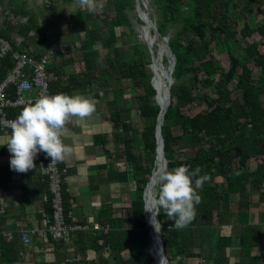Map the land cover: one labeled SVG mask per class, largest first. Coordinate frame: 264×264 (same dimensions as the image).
Masks as SVG:
<instances>
[{
  "label": "trees",
  "instance_id": "trees-1",
  "mask_svg": "<svg viewBox=\"0 0 264 264\" xmlns=\"http://www.w3.org/2000/svg\"><path fill=\"white\" fill-rule=\"evenodd\" d=\"M118 1L106 2L114 15L112 22L105 21L108 36L103 37L97 29L88 30L86 38L80 41L82 60L91 66L89 72L76 77L68 75V85L58 90L52 88L54 91L70 92L71 87L75 85L81 92H86L87 87L91 91L93 84L98 89L108 87L107 91L112 92V97L106 99L109 122L114 129V140L121 145L122 150L118 154L120 163L127 167L126 171L119 175V181L127 182V174L132 176L129 184L134 197L128 202L129 217L105 219L107 215H104L108 230L78 233L75 250L77 254L85 255V259L80 261L82 264H96L93 259H86L87 252L96 254L100 264H108V261L117 259V256L125 251H129V256L118 259L121 264H156L148 251L150 238L143 219L142 196L150 182L156 160L155 125L159 107L151 100L155 89L150 80V56L141 54L138 58L128 60L120 47L125 43L129 49L128 37H114L113 29L117 23L122 24L120 20L124 14V5ZM146 1L150 9L154 10L153 14L148 13V17L154 22L160 37L167 36L168 25L179 24L173 37L167 40L175 64L171 72L174 82L170 86L169 105L163 113L160 130L166 168L171 170L188 165L192 170L199 166L200 175L206 177L201 188L197 189L202 202L196 206V217L187 227L177 229L173 226L174 221L170 220L165 225L163 221L167 217L162 209L159 210V215H156L165 254L167 246L175 248L178 252L192 248L193 229H201L214 223L215 214L208 209V199L215 200L219 205H227L234 190L237 193L245 191V183L250 175L247 161L254 159L264 166V79L261 75L254 78L252 69L244 59L247 58L252 68L264 72V19L258 20L253 15L264 6V0ZM13 2L10 1L12 5ZM24 5L25 1H22L18 7L13 6L10 14L25 17V22L17 26H14L13 20L9 23L0 22V37L9 40L8 34L13 29L14 33L22 38V45L26 46L24 40L39 24L35 15L26 11ZM236 12L243 20L239 29L236 28V19L232 15ZM99 16V12L91 14L78 7L74 12L78 32H86L85 23L88 21L98 25ZM186 33L190 34V38L185 45L181 42V36ZM254 34H258L260 38L253 40ZM238 39H250V42L243 47L241 54L234 55L231 52L232 43L239 44ZM98 42L101 48L107 50L104 57L100 56L96 48ZM10 43L14 49H18L11 41ZM211 44L217 52L224 50L227 53L229 66L226 70H218L215 67L210 51ZM260 46L262 50H259ZM182 50L183 54L180 56ZM153 54L155 55L154 51ZM12 65L9 56L1 60L0 82ZM60 66V63L58 66L54 64L50 70L61 76L64 71ZM126 79L129 80L128 94L141 101L136 107L138 116L144 122L140 130L133 125L129 116L124 115L131 108L130 101L125 102L123 96V81ZM201 88L213 89V96L209 92L199 94ZM107 91L104 92L105 95L108 94ZM12 93L13 88L10 89V95ZM92 96L98 97V91L92 92ZM234 96L237 99H234ZM122 101L127 107L120 104ZM195 101L203 102L206 109L189 115L184 110ZM20 111L14 109L9 115H18ZM179 141L189 145L191 155L179 156L176 151ZM100 143H103V140ZM140 144L143 145L144 157L136 154ZM218 176L221 178L220 183L216 182ZM63 198L67 214L68 201L64 195ZM46 211H50V205ZM221 241L223 238L218 240V249L223 246ZM133 243H138L139 248L130 251ZM104 250H108L109 255L103 260L100 254ZM185 256L189 257L190 253ZM13 261V256L8 255L0 243V264H12ZM167 261L171 264L169 259ZM214 264H219L216 258Z\"/></svg>",
  "mask_w": 264,
  "mask_h": 264
},
{
  "label": "crops",
  "instance_id": "crops-1",
  "mask_svg": "<svg viewBox=\"0 0 264 264\" xmlns=\"http://www.w3.org/2000/svg\"><path fill=\"white\" fill-rule=\"evenodd\" d=\"M38 9L39 7L36 10ZM32 10V7L27 6L26 11L37 18V11L33 13ZM10 12H4L3 16L0 14V22L12 21L11 18L9 20ZM71 26L70 24L71 29H77L75 17L73 28ZM3 28L7 30L6 27ZM8 35L9 41L18 49L25 48L21 43L22 38L15 34L13 29ZM33 35L34 33L30 32L24 40L26 46L33 48L37 54L49 47L46 43L43 44L41 39L39 41L37 35ZM66 41L59 44V41L55 40L52 43L56 56L48 64V71L55 76L51 89L55 87V90H58L68 85V75L76 77L89 72L88 67H91L82 60L81 52L78 58L83 61L80 63L81 68L77 62L74 65L73 57L64 59L60 46L66 44L69 51L71 43ZM59 63L61 70L64 71L61 76L50 70L52 65L58 66ZM89 90L87 87L86 92H81L75 85L70 89L71 95H84L97 106L91 118L79 123L74 119L67 125L68 132L63 141L72 148V152L59 163L68 167L62 188L63 195L68 201L67 208L72 216L81 224L96 223L104 228L108 227L104 221L108 217L120 219L129 217L128 202L133 194L129 183L132 176L127 174V182L119 181L121 179L119 175L127 169L120 163L118 157V152L122 150L121 145L114 140V129L109 122L106 104L105 106L102 104L104 108L98 107L101 103L97 104L95 101H98L99 96L96 98L92 96L94 92L92 86L91 91ZM8 133L10 132H0V137ZM102 140L103 143H100ZM118 143L120 148L117 149L115 145ZM10 155L6 145L0 147V243L3 249L8 255L13 256L12 264H72L70 261L72 255L77 256L75 245L78 234L72 236L68 243L51 241L49 238L42 241L34 240L29 245L20 242L21 230L43 228L41 214L50 205L48 186L39 172L45 154L41 152L35 157L36 167L27 173H17L10 169ZM247 162L250 175L245 183V191L237 193L234 190L227 205H219L215 200L208 199V209L215 214L214 223L201 229H193V235L198 232L201 239V250L198 251L201 255L209 252V240L214 234L216 252L212 256V264L215 258L219 264H264V166L259 165L254 159ZM216 182H221L219 176ZM104 215H107L105 219ZM219 238H223L221 241L223 246L219 247L220 249L217 246ZM104 251L108 252V257L109 251ZM90 254L86 253L89 260L97 257L96 254H92L93 256Z\"/></svg>",
  "mask_w": 264,
  "mask_h": 264
},
{
  "label": "rangeland",
  "instance_id": "rangeland-1",
  "mask_svg": "<svg viewBox=\"0 0 264 264\" xmlns=\"http://www.w3.org/2000/svg\"><path fill=\"white\" fill-rule=\"evenodd\" d=\"M10 1L11 0H0V7H2L0 9V14L2 16L4 15V12H7V13L10 12L13 9V6L18 7L22 1H25V5H24L25 9L27 8V6H29V7L33 8V10H32V11H34L33 13H35L37 11L36 20H37L38 24L40 25V27L38 28V30H34V32H33L34 35H37V37H38L37 39L38 40L41 39L43 44L46 43V45L49 46L48 48H53V49H54V47L52 46V43L55 40L57 42L59 41V44L66 43L67 42L66 40H68V42L71 43L69 45V51L66 49V46H65L66 44H63L62 46H60L61 51H62L61 55L64 57V59H67L69 56L71 58L73 57L74 58V65L76 62L79 63V68L82 67L80 63H83V61L78 60V58H80V56H79L80 55L79 42L86 38L87 31L97 29L100 31V34L103 37L108 36L109 31H108L107 26L105 25V21H107V22L111 21L112 22L114 20L113 19L114 15L109 10L107 3H106L108 0L107 1L102 0V2L104 3V8L101 11H99L100 16H99L98 25L94 24V22H92V21L86 22L85 23V27H86L85 31L86 32H78L77 29L73 28L74 12L79 7L76 0L69 2V4H67L68 2L62 3V2H60V0H13L14 1L13 5L10 3ZM184 1H186V0H183V2ZM119 2L122 5H124V12H123L124 14H123V19L120 20L122 22V24L117 23L113 29L114 37H117V36H121V37L127 36L128 37L129 46H130L129 49L127 48V44H125V43L120 46L122 48V50L125 52L128 60H133L135 58H138L141 54H146V55L150 56V59H151L150 80H151L153 87L155 88V92L157 93L158 90H156V88H157L156 84H158L160 81L167 84L168 76H169L168 68H169V65L172 64L173 59L171 57V54L169 52L168 47L164 43V40L162 39V37L157 35L153 30V29H156V27H155L154 22L149 19L148 13L153 14L154 10L150 9L148 2L146 0H119L118 3ZM36 5H37V7H36ZM38 7H39V9L36 10ZM186 12H188V10H186ZM232 15H234V18L236 19V28L239 29L243 24L242 16L240 14H238L237 12L233 13ZM253 15H255V17L258 20L264 19V6L261 7L257 13H253ZM5 18H6V16H5ZM10 18H11V20H13L12 22L15 23V26H17L21 22H24L23 19H26L25 17H22L20 15H16V16H12V17L10 15L9 20H10ZM68 20H70V21H68ZM70 24L72 25L71 27L73 29L70 28ZM178 28H179V24H176L173 26L168 25L167 26V36L163 37V38L168 40V38L173 37L174 33L176 32V30ZM189 38H190V34L186 33L185 35L181 36V42L186 45ZM259 38L260 37L258 34H254L252 36L253 40H258ZM123 41L125 42L126 38L123 39ZM238 41H239V44L238 43H232L231 52L234 55L241 54L243 47L246 46L250 42V39H238ZM23 47H27V46H23ZM96 48L99 50L101 57H104L107 54V50L101 48L99 42L97 43ZM262 49L263 48L260 46L259 50H262ZM153 51L155 52V55L153 54ZM210 51H211V54L213 56V62H214L215 67L218 70H220V69L226 70L229 66V59H228L227 53L224 50L217 52V50H215V48L212 44L210 45ZM182 54H183V50L180 52V56H182ZM173 57H174V55H173ZM244 59L246 60L248 67L250 69H252L254 78H256L258 75H261V77L264 79V72H261L258 68H252V66L249 63V61L247 60V58L245 57ZM167 63H169V65H167ZM174 63H175V59H174ZM167 66H168V68H167ZM89 68L90 67H88V69ZM85 69H87V68L85 67ZM172 69H173V66L171 68V72L173 71ZM173 82H174L173 80L170 81V86L173 84ZM123 83H124L123 87L125 90L123 93V96H124L125 102H127L129 100L130 104H131V108L124 115L129 116L133 120V125L140 130V128L143 127L144 122L138 116L136 107L141 101L137 97L133 98L131 95L128 94L129 93V89H128L129 80L126 79L123 81ZM230 88H231V86H230ZM107 90H108V87H106V86L98 89L97 86H95V84H93V91H98V96H99V98L97 99L98 101H95V102L97 104H98V102L101 103V105L98 104V107L100 106L101 108H104V106L106 104V99L107 98L110 99L112 97V92L107 91ZM105 91H107L108 94L105 95L104 94ZM199 91H200L199 94H201V93L204 94V93L209 92L213 96V93H212L213 89L201 88V89H199ZM155 96L156 95H154L151 98L153 103L158 102L156 100L157 98L155 99ZM23 97L24 98L28 97V94L23 93ZM262 98H263V96H262ZM234 99H237V98L234 96ZM120 104L123 107L126 106V105H123L124 101H122V103L120 102ZM163 105L164 104L159 103V106H163ZM205 109H206V105L203 102L195 101L191 105L187 106V108L184 111H186L189 115H193V114H195L199 111H203ZM163 113H164V111H163ZM142 146H143L142 144L139 145V148L136 151V154L144 157ZM115 147H117V149L120 148L119 143H118V145H115ZM188 148H190L189 145L185 144L182 141H179L177 148H176V151L179 154V156L191 155L192 151L189 150ZM118 154H119V152H118ZM160 159H161L160 158V151L158 149V157H157V160L155 162L154 169H155V166ZM162 165H163V163H162ZM154 169H153V172H154ZM153 172L151 174L150 182L146 186L145 194H146V190L149 188V186L152 183ZM132 188L133 189L135 188L134 185H132ZM156 190H157V188H156ZM156 190H155V194H156ZM132 192H133V190H132ZM133 197H134V194H132V198ZM145 202H146V200H145ZM154 215H155V213H154ZM167 221H168V219L166 218V219H164L163 223H165V225H167L166 224ZM157 229H158V227H157ZM159 230H160V225H159ZM213 237H214V234H212V236L210 237V240H209V246H210L211 250H210V248H208L209 252L206 253L205 255L204 254L201 255L200 253H198V251L200 252V250H201L200 249L201 239L198 236V232H195L194 235L191 237V241L193 243V246L190 249L178 252V251H176L175 248L167 246L165 248L166 253L165 254L163 253V255L166 259L165 263L161 261V257H160V260L157 258L158 249H157L156 253L151 249V240H150V244L148 247V251L153 256L156 264H169L167 259L170 260L171 264H212V256L216 252ZM196 245H198V246H196ZM138 248H139L138 243H133L130 246V251L136 250ZM192 251L197 252V253H193ZM189 253H190L189 257L185 256V254H189ZM107 254H108V252H106V251L101 252V258L104 260L105 258H107ZM90 255L93 256L92 254H90ZM72 256L74 259L71 258L70 261L71 262L77 261L76 264H82V263H80V261H83L85 259V255H82V254H77L76 257H74V254ZM128 256H129V251H125V252L121 253L120 255H118L117 259L108 261V264H121L120 262H118V259H125ZM86 259H87V257H86ZM87 260H89V259H87ZM93 260H94V262H96V264H100V262H99L100 259L98 257L95 256V258Z\"/></svg>",
  "mask_w": 264,
  "mask_h": 264
},
{
  "label": "clouds",
  "instance_id": "clouds-1",
  "mask_svg": "<svg viewBox=\"0 0 264 264\" xmlns=\"http://www.w3.org/2000/svg\"><path fill=\"white\" fill-rule=\"evenodd\" d=\"M79 7L91 14L104 8L102 0H76ZM22 90H30L32 85L23 81ZM96 110L95 103L88 97L75 94L41 95L34 101L27 100L19 115L6 126L10 133L0 137V147L6 145L10 155L9 167L17 173H27L34 169L35 157L43 152L51 158V163L63 162L72 152L63 137L68 132L67 125L75 119L77 123L89 119ZM197 166L181 165L168 170L157 169L155 183L158 185L153 199V215L160 209L177 229L187 227L196 217V206L202 200L197 189L206 180Z\"/></svg>",
  "mask_w": 264,
  "mask_h": 264
},
{
  "label": "built area",
  "instance_id": "built-area-1",
  "mask_svg": "<svg viewBox=\"0 0 264 264\" xmlns=\"http://www.w3.org/2000/svg\"><path fill=\"white\" fill-rule=\"evenodd\" d=\"M23 21L25 22V19ZM5 56L11 58L13 65L0 82V132H10L6 123L14 120L20 112L18 115L10 116L9 111L22 109L27 100L34 101L45 94L64 93L71 96L70 92L51 89L55 76L47 70V65L56 56L53 48H46L37 54L33 48L28 46L23 49H14L9 40L0 37V62ZM23 81L32 85L30 90L21 89L20 85ZM11 88H13L12 95H10ZM23 93L29 96L24 98ZM67 169L66 165H60L59 162L51 163V158L45 155L39 172L48 186L50 211H43L41 214L43 228L32 227L20 231L19 237L22 244L29 245L34 240L42 241L46 238L51 241L68 243L72 236L81 232L92 230L106 232L108 230V227L102 228L96 223L91 225L79 223L70 210L67 214L65 213L62 184L65 181Z\"/></svg>",
  "mask_w": 264,
  "mask_h": 264
},
{
  "label": "bare ground",
  "instance_id": "bare-ground-1",
  "mask_svg": "<svg viewBox=\"0 0 264 264\" xmlns=\"http://www.w3.org/2000/svg\"><path fill=\"white\" fill-rule=\"evenodd\" d=\"M173 67H174V59H173ZM167 84L162 82V81H160L158 84H156V87L158 88V94H156V96H155L157 98L156 100L158 101V104L159 103L164 104L163 106H160L161 114L163 113V111H165V109L167 107V101H166V99H167ZM158 140H159V138H158ZM158 149L160 151V158L161 159L156 164L154 172L152 171L153 172L152 183L149 186V188L146 190V194H144V198L146 200V202H145V217H146V222H148V224H149L148 227L149 226L151 227V228L149 227V229L152 231L151 232V249L155 253L157 252V249H158L157 237L159 238V235H158L159 232H158L157 226L155 225V221H154L155 215H153V211H151L154 207L153 199L155 197V189L158 186L155 183V175H156L157 169H159L161 167H165V163H166V160H165L163 154H161V145L159 144V142H158L157 150L155 153L156 154V160L158 157ZM156 160H155V162H156ZM162 163H163V165H162ZM154 165H155V163H154ZM145 189H146V187H145ZM155 218H156V216H155ZM157 258L160 260L159 249H158Z\"/></svg>",
  "mask_w": 264,
  "mask_h": 264
},
{
  "label": "water",
  "instance_id": "water-1",
  "mask_svg": "<svg viewBox=\"0 0 264 264\" xmlns=\"http://www.w3.org/2000/svg\"><path fill=\"white\" fill-rule=\"evenodd\" d=\"M153 30H154V32L157 35H159L157 33L156 29H153ZM162 39L164 40L165 45L168 47L167 40L165 38H162ZM168 49H169V47H168ZM169 52L171 54L172 59H174L173 54L171 53L170 49H169ZM172 66H173V62H172L171 65H169V68H168V70H169V76H168V81H167V83H168V85H167V99H166L167 106L169 105V99H170V95H169V92H170V81H172V78H171V75L170 74H171V68H172ZM155 95H156V92H155ZM155 104L159 107V112H158V115L156 117V125H155V143H156L155 153H156L157 146H158V142H159V144L161 145V154H163V138H162L161 131H160L161 130L162 121H163V115L161 114L159 104L158 103H155ZM165 111H166V109H165ZM158 138H159V140H158ZM165 167H166V163H165ZM144 192H145V190H144ZM144 192H143V196H142V200H143V219H144V222L146 224V227L148 228V235H149V238L151 240V231H150V229L148 227V223L146 222V217H145V198H144V194L145 193ZM154 221H155V225L158 227V232H159V223H158L157 217L155 218V216H154ZM158 235H159V238L157 237V240H158L159 255L161 257V261L165 263L166 262V259H165L164 255H163L162 243H161V240H160V233Z\"/></svg>",
  "mask_w": 264,
  "mask_h": 264
}]
</instances>
